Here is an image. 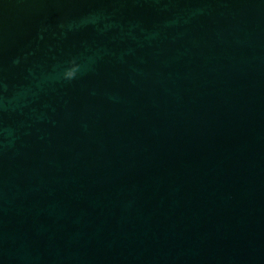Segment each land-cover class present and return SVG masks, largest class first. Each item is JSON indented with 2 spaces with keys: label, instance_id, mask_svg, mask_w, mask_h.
<instances>
[{
  "label": "water",
  "instance_id": "95a60500",
  "mask_svg": "<svg viewBox=\"0 0 264 264\" xmlns=\"http://www.w3.org/2000/svg\"><path fill=\"white\" fill-rule=\"evenodd\" d=\"M0 264H264V0H0Z\"/></svg>",
  "mask_w": 264,
  "mask_h": 264
}]
</instances>
